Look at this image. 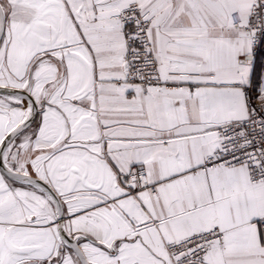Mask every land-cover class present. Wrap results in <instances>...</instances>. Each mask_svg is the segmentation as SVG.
Returning <instances> with one entry per match:
<instances>
[{"label":"snow or ice","instance_id":"1","mask_svg":"<svg viewBox=\"0 0 264 264\" xmlns=\"http://www.w3.org/2000/svg\"><path fill=\"white\" fill-rule=\"evenodd\" d=\"M0 264H264V0H0Z\"/></svg>","mask_w":264,"mask_h":264}]
</instances>
